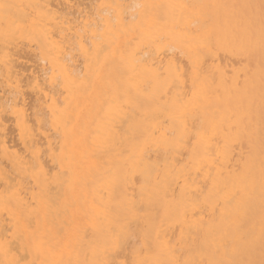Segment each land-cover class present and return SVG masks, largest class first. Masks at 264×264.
I'll list each match as a JSON object with an SVG mask.
<instances>
[{
  "label": "bare ground",
  "instance_id": "1",
  "mask_svg": "<svg viewBox=\"0 0 264 264\" xmlns=\"http://www.w3.org/2000/svg\"><path fill=\"white\" fill-rule=\"evenodd\" d=\"M259 5L0 0V264H264Z\"/></svg>",
  "mask_w": 264,
  "mask_h": 264
},
{
  "label": "snow or ice",
  "instance_id": "2",
  "mask_svg": "<svg viewBox=\"0 0 264 264\" xmlns=\"http://www.w3.org/2000/svg\"><path fill=\"white\" fill-rule=\"evenodd\" d=\"M255 7V6H253ZM260 40H261V45L264 47V0H260ZM206 43L211 44L213 47L215 46V39L214 38H209ZM55 82H53L54 84ZM47 94V93H45ZM13 264H19V262H13ZM32 264H36L35 261L32 262ZM106 264H113V262H106ZM206 264H212V262H206Z\"/></svg>",
  "mask_w": 264,
  "mask_h": 264
}]
</instances>
